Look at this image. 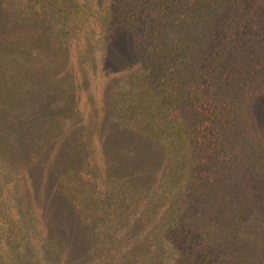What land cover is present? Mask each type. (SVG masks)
Instances as JSON below:
<instances>
[{"label": "trees", "instance_id": "obj_1", "mask_svg": "<svg viewBox=\"0 0 264 264\" xmlns=\"http://www.w3.org/2000/svg\"><path fill=\"white\" fill-rule=\"evenodd\" d=\"M0 264H264V0H0Z\"/></svg>", "mask_w": 264, "mask_h": 264}, {"label": "rangeland", "instance_id": "obj_2", "mask_svg": "<svg viewBox=\"0 0 264 264\" xmlns=\"http://www.w3.org/2000/svg\"><path fill=\"white\" fill-rule=\"evenodd\" d=\"M97 130L99 133H102L104 138L107 140L104 147L107 148L111 155H113L114 153V155L117 156L116 160L119 164H122L121 161H128L129 158L127 157L132 154L133 150L137 153L139 152V155L140 153L144 154L142 148L137 150L136 147L134 148L132 146L130 140L110 133H106L104 129L97 128Z\"/></svg>", "mask_w": 264, "mask_h": 264}]
</instances>
